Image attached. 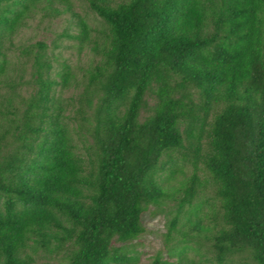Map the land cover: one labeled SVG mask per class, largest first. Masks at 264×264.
<instances>
[{"label":"trees","instance_id":"1","mask_svg":"<svg viewBox=\"0 0 264 264\" xmlns=\"http://www.w3.org/2000/svg\"><path fill=\"white\" fill-rule=\"evenodd\" d=\"M80 1L98 36L80 19L62 37L96 62L54 77L37 43L22 82L6 43L71 5L0 0V264H138L126 245L166 200L176 260L149 264H264V0Z\"/></svg>","mask_w":264,"mask_h":264},{"label":"rangeland","instance_id":"2","mask_svg":"<svg viewBox=\"0 0 264 264\" xmlns=\"http://www.w3.org/2000/svg\"><path fill=\"white\" fill-rule=\"evenodd\" d=\"M68 2L71 5L68 11H64L66 8L65 3H54V7L60 10V15H54L49 11L35 9L24 20L23 24L17 30L16 35L10 42L6 43V53L9 61L13 64V72L11 74L17 80L18 77H22V79H20L22 82L30 80V63L27 62L26 56L22 52L37 43L46 45L52 60V74L54 77L61 71L62 64H67L71 68L73 75L79 79L88 66L96 62L97 59H95L96 57L90 47L80 50L77 41L66 39L62 37V35H77L79 32V20L83 19L91 27L92 36H98L102 27L101 22L82 1L68 0ZM18 69L23 71H19ZM31 89L32 85L22 84L19 92L22 95H27L31 92ZM70 91L66 92L64 97L69 95ZM193 171L190 165L185 166L184 174H178L176 176V181L172 182L170 186L179 187V182L189 178ZM197 174L201 179L205 177L201 169L197 171ZM175 208L176 203L173 200H166L160 207L150 206L143 213L141 220L145 229L144 234L137 240L126 245L132 250L134 255L139 257L138 264H149L157 254H161L163 260L169 263L176 260V258L168 257L165 241L167 224L170 220L169 212L173 211ZM174 237L176 241L181 239V237L176 234H174ZM114 245L121 246L116 243ZM202 253H204V251ZM189 254L191 257L195 256L191 252ZM56 259V256H40L36 264H44L47 261L54 263Z\"/></svg>","mask_w":264,"mask_h":264}]
</instances>
